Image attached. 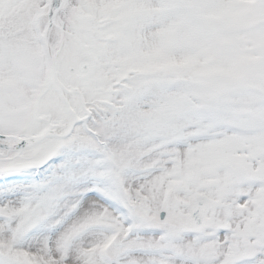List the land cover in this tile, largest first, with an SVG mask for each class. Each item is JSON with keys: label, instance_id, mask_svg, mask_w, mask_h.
Here are the masks:
<instances>
[{"label": "snow or ice", "instance_id": "obj_1", "mask_svg": "<svg viewBox=\"0 0 264 264\" xmlns=\"http://www.w3.org/2000/svg\"><path fill=\"white\" fill-rule=\"evenodd\" d=\"M0 264H264V0H0Z\"/></svg>", "mask_w": 264, "mask_h": 264}]
</instances>
